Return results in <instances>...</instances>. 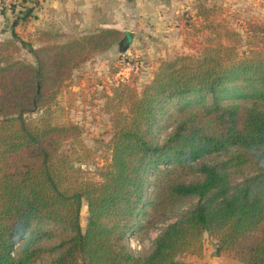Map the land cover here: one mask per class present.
<instances>
[{"label": "trees", "instance_id": "1", "mask_svg": "<svg viewBox=\"0 0 264 264\" xmlns=\"http://www.w3.org/2000/svg\"><path fill=\"white\" fill-rule=\"evenodd\" d=\"M196 9L216 33L201 52L161 59L141 91L124 81L110 89L109 156L94 177L72 164L88 159L81 127L54 118L60 67H77L124 33L100 28L34 47L12 29L35 65L0 64V264H190L182 257L203 256L205 232L217 252L264 264V48L239 51L238 31ZM158 227L148 249L131 246Z\"/></svg>", "mask_w": 264, "mask_h": 264}, {"label": "rangeland", "instance_id": "2", "mask_svg": "<svg viewBox=\"0 0 264 264\" xmlns=\"http://www.w3.org/2000/svg\"><path fill=\"white\" fill-rule=\"evenodd\" d=\"M179 1V4L174 5L173 10H171L173 7H169L160 16L155 13L148 16L149 13H145L147 23L141 27H137L138 22H133L128 14H124L120 22L126 25V31L122 32L124 35L126 33L130 35L126 48H121L119 41L105 51L90 53L87 59L75 68L63 65L60 67L65 72L62 74L65 79L53 101L54 118L57 122H73L81 127L80 140L84 147L89 149L88 159L80 164L76 162L72 164L81 166L89 177L96 176L98 168L109 156L108 142L112 127L111 111H106V96L110 94V89L117 86L118 82L124 81L135 86L137 91H141L150 81L161 59L182 54L196 55L201 52L209 34L211 36L216 34L210 32V27H202L208 23L203 15L200 17L195 15L198 4L212 9L210 18L213 21L240 33L239 51L248 52L254 46L264 48V0ZM18 2L19 0H2V9L6 11V39L0 41V64L7 60L21 59L35 65L34 57L18 38L34 47L46 46L50 43L64 45L98 32L102 28L94 25L88 30L74 28L71 23L73 21H68V16L64 15L68 12L66 6L58 11L59 6L55 5V1L37 0L24 5ZM59 2L62 3L64 0ZM28 6H32L29 15L26 19H21V13ZM163 15H166V18ZM14 20H17V24L12 28L11 24ZM132 22L135 23L134 29L131 27ZM12 29L18 38L12 35ZM254 29L257 30V35H253ZM69 58H72L71 53ZM176 109L175 105L169 106L170 115L175 114ZM41 113L39 110L35 117L40 116ZM167 117H164L156 128L157 134L161 137L169 131L167 126L170 118ZM194 202V200L188 202L183 208ZM86 219L87 207L83 202L80 212L82 229L85 227ZM159 230L160 227L153 229L142 238L136 235L130 241L131 246L134 249H148ZM217 244V240L205 232L203 257L206 256L211 263L215 262L220 254L227 259H233L227 253L217 252ZM198 258L200 260L202 257L193 254H185L182 257L190 264L207 263L197 261Z\"/></svg>", "mask_w": 264, "mask_h": 264}, {"label": "crops", "instance_id": "3", "mask_svg": "<svg viewBox=\"0 0 264 264\" xmlns=\"http://www.w3.org/2000/svg\"><path fill=\"white\" fill-rule=\"evenodd\" d=\"M40 1L44 2V0ZM45 1H55V5L59 6L58 11L61 7L66 6L68 12L64 15L68 16V21H73L71 23H73L74 28L88 30L91 25H94L102 28H115L120 31H126V25L120 22V18L124 14H128L129 18L134 20H132L133 22H138L137 27H141L147 23L145 13H149L148 16L152 13L160 16L162 12H165V9L173 7L171 9L173 10L174 5L180 2L179 0H64L62 3L59 0ZM1 4L2 0H0V41L6 39V11L2 9ZM62 10L64 11V9ZM163 16L166 18V15ZM133 22L131 24L132 29L135 28ZM203 254L205 255L204 251ZM197 261L207 262L206 264H240L236 259H227L222 254L212 263L209 259L207 260L206 256H202L200 260L198 258Z\"/></svg>", "mask_w": 264, "mask_h": 264}, {"label": "water", "instance_id": "4", "mask_svg": "<svg viewBox=\"0 0 264 264\" xmlns=\"http://www.w3.org/2000/svg\"><path fill=\"white\" fill-rule=\"evenodd\" d=\"M128 43H129V38H128L127 35H124V37L120 41L121 48H126V46L128 45Z\"/></svg>", "mask_w": 264, "mask_h": 264}]
</instances>
